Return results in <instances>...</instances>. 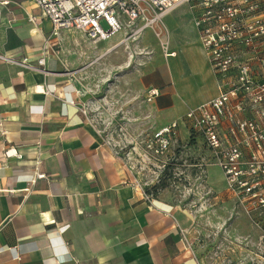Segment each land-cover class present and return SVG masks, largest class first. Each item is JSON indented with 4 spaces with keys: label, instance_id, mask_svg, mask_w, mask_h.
<instances>
[{
    "label": "crops",
    "instance_id": "0c3cea01",
    "mask_svg": "<svg viewBox=\"0 0 264 264\" xmlns=\"http://www.w3.org/2000/svg\"><path fill=\"white\" fill-rule=\"evenodd\" d=\"M8 1L0 24V55L12 60L0 59L6 129L0 136V264H205L186 234L188 211L165 196H151L82 110L79 72L60 58L61 46L54 50L50 44L67 30L53 35L33 4ZM190 16L180 7L164 19L175 57L184 45L177 37H193L183 59L174 60L173 75L178 93L186 94L180 98L199 104L215 90L208 95L203 89V78L212 73ZM138 37L136 49L148 55H131L118 67L141 69L138 85L130 79L121 85L139 94L152 87L151 30ZM68 51L86 53L78 47ZM182 67L186 73L180 76ZM10 144L19 146L21 158H2ZM34 170L45 178L30 182Z\"/></svg>",
    "mask_w": 264,
    "mask_h": 264
},
{
    "label": "rangeland",
    "instance_id": "374dc122",
    "mask_svg": "<svg viewBox=\"0 0 264 264\" xmlns=\"http://www.w3.org/2000/svg\"><path fill=\"white\" fill-rule=\"evenodd\" d=\"M32 9L36 7L33 6ZM189 23L194 25L192 20ZM102 24L105 27L104 22ZM141 33L132 34L129 29H125L107 38L89 41L79 31L67 30L62 31L63 38L59 43L50 44L54 50L61 46L64 54L60 58L64 56L68 67H74V71L79 72L84 83L80 92L82 110L103 142L125 157L129 167L138 176L141 186L151 196H165L188 211L189 218L184 224L188 225L186 234L191 242L197 243L203 262L264 264V207L259 212L245 211V202H241L240 196L227 189L222 171L214 163L209 150L200 139L188 135L182 120L184 111L197 102H186L184 98L177 100L180 89L175 85L177 79L173 75V65L174 60L180 62L183 59L186 47L193 44V37H177L179 44H184L183 47H179L176 57H165L159 40L151 31V86L158 89V94L150 101L146 98V92L138 94L135 87L121 90V85L129 84V79L134 85L139 83L140 68L133 67L131 62L128 68L118 67V64L131 55H148L147 52L137 50L135 46ZM54 38L57 37L51 35V39ZM161 40L163 41V36ZM70 47L82 48L86 53H71L68 51ZM168 47L173 49L171 42ZM201 50L203 51L202 47ZM121 51H127L125 56ZM248 55L246 52L243 56ZM253 55L255 58L249 61L251 76L264 79V74L260 72L264 52ZM169 63L172 65L171 69L168 67ZM208 66L207 69H210L213 76L210 79L203 78L202 85L204 91L212 95L214 90L216 92V82L213 70L209 64ZM185 68L179 71L180 76L186 73ZM122 91L125 93L124 99ZM194 99L195 96H192L190 100ZM249 109L251 112L247 113L252 114L259 126L264 127V102L254 103ZM173 119L177 121L179 128L178 141L173 148L174 160L163 166L164 159L153 158L144 150L142 138L152 127ZM260 151L262 155V150Z\"/></svg>",
    "mask_w": 264,
    "mask_h": 264
},
{
    "label": "built area",
    "instance_id": "2783aa9c",
    "mask_svg": "<svg viewBox=\"0 0 264 264\" xmlns=\"http://www.w3.org/2000/svg\"><path fill=\"white\" fill-rule=\"evenodd\" d=\"M25 1L33 4L40 16L50 22L53 35L60 30H76L86 40L97 41L125 29L139 34L151 28L165 57L174 55V50L168 47L169 28L164 18L186 7L213 70L216 92L210 99L188 107L182 120L188 135L200 139L209 150L222 171L227 189L245 202V211L259 212L264 207V127L247 113L251 112L252 104L264 102V79L251 76L249 62L255 58L253 53L264 52V0ZM8 3V0H0V24ZM29 19L35 20L34 17ZM246 52L249 55L244 57ZM0 59L12 61L4 55H0ZM44 62V57L37 60L38 65ZM262 66L260 72L264 74V62ZM157 94L155 87L146 90L147 100ZM178 131L174 119L152 127L144 134L142 146L153 158L164 159V166L174 160ZM5 132L0 116V136ZM1 156L19 159L22 153L19 146L10 144L3 148ZM36 163L40 161L37 159ZM39 178H45V173L34 170L30 182Z\"/></svg>",
    "mask_w": 264,
    "mask_h": 264
},
{
    "label": "bare ground",
    "instance_id": "6f19581e",
    "mask_svg": "<svg viewBox=\"0 0 264 264\" xmlns=\"http://www.w3.org/2000/svg\"><path fill=\"white\" fill-rule=\"evenodd\" d=\"M175 66H177V63H175ZM185 95H186L185 93H179L178 97H177V100L180 99V97L185 96Z\"/></svg>",
    "mask_w": 264,
    "mask_h": 264
}]
</instances>
